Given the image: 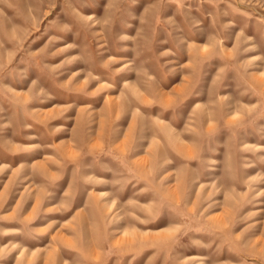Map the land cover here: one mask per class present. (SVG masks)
Here are the masks:
<instances>
[{"label": "rangeland", "instance_id": "1", "mask_svg": "<svg viewBox=\"0 0 264 264\" xmlns=\"http://www.w3.org/2000/svg\"><path fill=\"white\" fill-rule=\"evenodd\" d=\"M0 264H264V0H0Z\"/></svg>", "mask_w": 264, "mask_h": 264}]
</instances>
